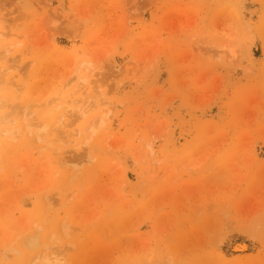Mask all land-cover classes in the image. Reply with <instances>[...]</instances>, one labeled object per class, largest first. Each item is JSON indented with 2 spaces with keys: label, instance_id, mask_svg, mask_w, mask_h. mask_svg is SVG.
<instances>
[{
  "label": "rangeland",
  "instance_id": "374dc122",
  "mask_svg": "<svg viewBox=\"0 0 264 264\" xmlns=\"http://www.w3.org/2000/svg\"><path fill=\"white\" fill-rule=\"evenodd\" d=\"M0 35V264H264V0H0Z\"/></svg>",
  "mask_w": 264,
  "mask_h": 264
},
{
  "label": "bare ground",
  "instance_id": "6f19581e",
  "mask_svg": "<svg viewBox=\"0 0 264 264\" xmlns=\"http://www.w3.org/2000/svg\"><path fill=\"white\" fill-rule=\"evenodd\" d=\"M0 37H1V35H0ZM84 82H85V81H84ZM84 105H85V104H84ZM85 108H86V107H85ZM85 108H84V109H85ZM86 109H87V108H86ZM78 112H80V111H78ZM84 113H85V111H84V110H82V111H81V114H84ZM62 117H63V116H62ZM3 121H5V119H4V120H2V122H3ZM93 124H94V123H93ZM239 245H240V244H239ZM236 246H237V245H236ZM239 248H240V247H239ZM241 248H242V246H241Z\"/></svg>",
  "mask_w": 264,
  "mask_h": 264
}]
</instances>
